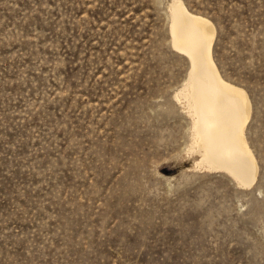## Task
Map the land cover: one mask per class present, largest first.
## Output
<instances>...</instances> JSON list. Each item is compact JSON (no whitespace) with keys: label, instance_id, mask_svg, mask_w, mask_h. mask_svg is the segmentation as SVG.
<instances>
[{"label":"rangeland","instance_id":"obj_1","mask_svg":"<svg viewBox=\"0 0 264 264\" xmlns=\"http://www.w3.org/2000/svg\"><path fill=\"white\" fill-rule=\"evenodd\" d=\"M171 2L0 0V264H264V0H184L252 99L250 187L187 151Z\"/></svg>","mask_w":264,"mask_h":264},{"label":"bare ground","instance_id":"obj_2","mask_svg":"<svg viewBox=\"0 0 264 264\" xmlns=\"http://www.w3.org/2000/svg\"><path fill=\"white\" fill-rule=\"evenodd\" d=\"M169 17L173 48L190 59L188 76L174 95L191 118L187 151L202 155L197 165L226 170L250 187L259 171L246 134L252 99L246 88L226 79L216 64V27L211 19L191 11L184 0H172Z\"/></svg>","mask_w":264,"mask_h":264}]
</instances>
